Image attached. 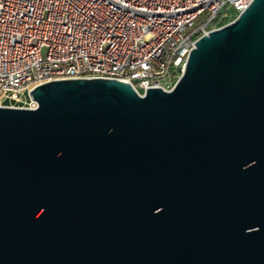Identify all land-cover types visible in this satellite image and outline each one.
<instances>
[{
  "label": "water",
  "instance_id": "95a60500",
  "mask_svg": "<svg viewBox=\"0 0 264 264\" xmlns=\"http://www.w3.org/2000/svg\"><path fill=\"white\" fill-rule=\"evenodd\" d=\"M0 107V264H264V0L170 92L54 81Z\"/></svg>",
  "mask_w": 264,
  "mask_h": 264
},
{
  "label": "built area",
  "instance_id": "2783aa9c",
  "mask_svg": "<svg viewBox=\"0 0 264 264\" xmlns=\"http://www.w3.org/2000/svg\"><path fill=\"white\" fill-rule=\"evenodd\" d=\"M253 0H0V107L45 83L111 79L170 92L202 36Z\"/></svg>",
  "mask_w": 264,
  "mask_h": 264
}]
</instances>
